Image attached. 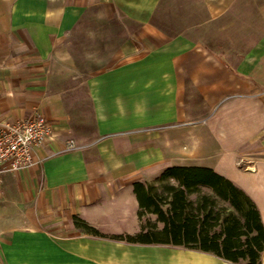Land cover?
<instances>
[{"label": "crops", "instance_id": "1", "mask_svg": "<svg viewBox=\"0 0 264 264\" xmlns=\"http://www.w3.org/2000/svg\"><path fill=\"white\" fill-rule=\"evenodd\" d=\"M37 112L54 140L2 177L0 264H234L75 227L139 233L134 184L173 167L226 177L264 224V0H0V121Z\"/></svg>", "mask_w": 264, "mask_h": 264}, {"label": "trees", "instance_id": "2", "mask_svg": "<svg viewBox=\"0 0 264 264\" xmlns=\"http://www.w3.org/2000/svg\"><path fill=\"white\" fill-rule=\"evenodd\" d=\"M133 188L139 203V233L105 235L79 217H74L75 227L94 237L183 247L234 264H261L264 224L260 212L226 177L209 168L173 167L153 182L135 183Z\"/></svg>", "mask_w": 264, "mask_h": 264}, {"label": "built area", "instance_id": "3", "mask_svg": "<svg viewBox=\"0 0 264 264\" xmlns=\"http://www.w3.org/2000/svg\"><path fill=\"white\" fill-rule=\"evenodd\" d=\"M52 123L40 112L25 119L0 121V199L2 177L7 173L21 172L34 168L35 150L54 140ZM71 142L66 151L75 150Z\"/></svg>", "mask_w": 264, "mask_h": 264}, {"label": "rangeland", "instance_id": "4", "mask_svg": "<svg viewBox=\"0 0 264 264\" xmlns=\"http://www.w3.org/2000/svg\"><path fill=\"white\" fill-rule=\"evenodd\" d=\"M152 218V217H151ZM155 218V217H154Z\"/></svg>", "mask_w": 264, "mask_h": 264}]
</instances>
